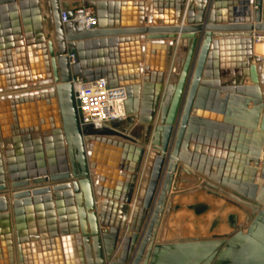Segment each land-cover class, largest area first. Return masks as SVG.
I'll use <instances>...</instances> for the list:
<instances>
[{"label": "water", "instance_id": "water-1", "mask_svg": "<svg viewBox=\"0 0 264 264\" xmlns=\"http://www.w3.org/2000/svg\"><path fill=\"white\" fill-rule=\"evenodd\" d=\"M44 1L54 40L46 46L41 34L39 44L50 59L51 84L55 86L51 97L59 100V111H54L57 125L53 127L57 146L44 148L36 142L39 144L23 147L21 137L35 130H23L17 120L16 126L9 121L10 108L16 119L17 106L49 101L47 92L0 100V133L4 138V147L0 145V221L4 228L0 264L17 263L14 237L9 234L11 213L17 224L24 206L45 201L52 207L54 199L58 206L64 198L73 209L71 229L79 246L84 242L88 247L92 241L94 258L89 256L88 264H150L160 249L184 254L199 248L206 250L208 264H264V79L263 88L260 80V75L264 77V59L260 69L252 64L254 55L264 58V43L254 40L255 33L264 37V0H152L149 19L148 0ZM187 3V25L182 27ZM82 5L95 9L96 29L79 31L73 23H63L62 13L71 21ZM39 7V0H0V15L10 13L16 22L19 46V14L28 33L30 8ZM167 40L174 42L166 44ZM12 47L0 40V64L6 62ZM225 47L243 48L238 80L230 84L220 82L219 62ZM72 55L76 63L71 66ZM73 77L87 82L105 79L112 88L125 87L127 119L99 130L82 128ZM246 79H250V86L244 84ZM28 84L32 83L13 81L8 67H0V90ZM222 131L239 135L238 145L231 152L250 158L237 157L240 161H235L234 169L228 163H218L221 167L210 177L211 182L191 191L225 200L238 207L244 219L233 222L229 233L188 238L152 249L161 216L177 210L171 204L166 206L175 177L193 175L188 169L190 143L208 142ZM246 133L252 137L249 149L239 145L245 143L240 136ZM14 158L62 160L58 168L52 161L48 167L41 161L18 166ZM231 173L242 177L229 183ZM196 180L203 183L202 178ZM227 187L233 194L225 192ZM99 199L103 202L97 206ZM116 213L121 219L114 223ZM121 231L126 232L122 237ZM15 239L20 250L18 261L23 264V234L18 233ZM184 256L190 264L199 260Z\"/></svg>", "mask_w": 264, "mask_h": 264}, {"label": "crops", "instance_id": "crops-1", "mask_svg": "<svg viewBox=\"0 0 264 264\" xmlns=\"http://www.w3.org/2000/svg\"><path fill=\"white\" fill-rule=\"evenodd\" d=\"M255 1V0H253ZM40 7L38 9L36 8H30V14L28 16V33L25 31L23 20L21 14H19V27L22 30V40L21 45H18V42L15 38V24L16 22L11 17V14H3L0 15V35H2V38H0L1 42L3 40L4 44L6 45H12L11 54L6 57V62L3 61L1 66H7L10 75L13 81L17 82H27L32 84H38L45 86L44 89L34 90V91H28L26 94L23 93L19 96H30V95H41L47 92L50 96L49 101H37L34 102H27L26 104H20L17 106V117L15 119V113L10 108L11 112L9 113V121L13 123V125L16 126L15 121H18V124L23 128V130H29L34 129L35 131L31 134H27L25 136L21 137V145L23 147L26 146H35L40 142V145H42L44 148L47 146H57L56 138L54 136V131L56 130L53 128L55 125H57V120L55 116V108L57 111H59V100L57 96L55 98L51 97V89L49 87H46L48 84H51L52 82V69L50 64V59L47 58L44 52V48L42 45L39 44V39L41 34L46 38V46L49 40H54V34H53V28H52V22L50 19V14L48 10V6L44 0H39ZM151 5L152 0H148L146 2V13L147 18L149 19L151 16ZM189 6V3L186 4V11L184 12V16H182V21L180 26L185 27L187 25V8ZM254 10H256L254 8ZM147 26H151L149 23H147ZM255 42L257 38V34L255 33ZM215 40H218L216 35L214 37ZM174 41H166V44H171ZM147 41H143V45H146ZM176 45L174 46V48ZM47 49V48H46ZM243 55V48L238 47H225L222 49L221 52V61L220 65L222 66V70L219 72L222 76H220V82L224 83H232L237 78V73L231 72L229 69L235 67H239V61L242 58ZM257 56L254 55V59H256ZM4 60V58H1ZM263 62V61H262ZM262 62L260 64H262ZM258 64V65H260ZM227 70V71H226ZM264 77L260 75V80L262 81ZM215 81V80H214ZM244 84L246 86L251 85L250 79H246ZM262 86V85H261ZM43 88V87H42ZM38 93V94H37ZM56 95V94H55ZM18 96V95H17ZM224 96V95H223ZM222 96V97H223ZM41 105V106H40ZM252 105L249 107V110H251ZM43 117V119H42ZM50 124V128L49 127ZM56 127V126H55ZM239 135L237 134H228L226 132H220L218 136H213L209 139L208 142L205 143H198V142H191L190 148L187 151V157L190 160L191 166L188 168L193 172L196 177L193 176V180L196 181L197 177L202 178L203 180H208L210 177L214 176V172L219 170L218 163H228L229 161V155H231V150L234 149L233 147L238 145L239 141ZM240 138H245L242 141L246 142L243 145L249 148V136L248 135H242ZM36 139V140H35ZM4 138L2 137V134L0 133V145L1 147H4L3 144ZM12 145L16 146V143H12ZM200 147L202 150L198 151L197 148ZM249 157V156H247ZM198 158V159H197ZM234 158H237L235 156ZM16 161V164L18 166L25 165L29 166L32 165H38L41 162H44V164L48 167L49 163L52 161L57 165V167H60V161L62 158H14ZM4 162L6 165V158H4ZM128 164V163H127ZM129 164L131 165L132 162L130 161ZM262 166V164H260ZM253 166V165H252ZM260 166V167H261ZM225 168V167H224ZM223 168V169H224ZM197 170H200L202 174H199ZM226 171V170H224ZM92 174H94L93 171H91ZM203 173L205 175H203ZM183 177H189L186 174L182 175ZM211 182V181H208ZM188 186L190 188L191 184L183 185ZM174 187V186H173ZM138 189V187H137ZM134 195V200L136 198L137 190ZM187 190V189H185ZM229 193L233 194V192L228 191ZM120 194L123 196L125 194V188L123 191L120 192ZM201 195H207L206 193H203ZM11 197V196H10ZM170 197V195H168ZM134 200L131 204V208H134ZM62 203H60L57 206V203L55 202L52 205V207H49L45 201L43 203L37 205L35 203H32L30 207L24 206L22 209V213L19 216V222L16 224V219L12 214L11 220H10V227H9V234H12L14 237V256L17 261L16 264H19V248L17 246V242L15 239V236H17L18 233L23 234L22 239V247H21V253H22V259L23 264H81L82 261L85 262V264H88V257L90 256V260L94 258V252L92 249V241L88 244V247H85L84 242L82 243V246H79V242L77 240L76 235L72 233L71 224L73 220V214L71 206L68 205V202L66 199L61 200ZM103 202V199H99V202L96 203L97 206H100ZM184 202V203H182ZM179 202L174 200V208H176V212L173 214H177V216L181 215H187L190 213H193L194 218L202 219L204 221L206 218L205 216L210 212L211 210V202L200 199L198 201H193L191 204H185L186 200ZM12 200L10 198V204L12 205ZM166 204L168 202L166 201ZM84 205V204H83ZM236 209V208H235ZM76 210V209H75ZM133 210V209H132ZM237 210V209H236ZM205 211V213H203ZM131 214L128 217V221L126 223V227H128ZM121 219L120 213H116L114 223L119 222ZM211 222V227L218 228L221 224L220 219L218 217L213 216L209 219ZM229 224L228 226H231L234 223H237L239 220V217L236 214H232L230 216ZM160 225L156 230V235L153 240L152 249L159 245L161 248L164 244L168 243H178L182 240L181 238H176L174 240H169L165 238L166 235V229L162 232L160 226L161 221L159 222ZM17 229H19V232L17 233ZM86 231H90V225L88 222H86ZM217 230V229H216ZM215 230V231H216ZM211 231V233L205 237L202 238H208L211 235L217 234L216 232ZM4 233L3 224L0 221V234ZM126 232L121 231V237L125 235ZM130 235V233H128ZM1 237V236H0ZM199 237V236H195ZM173 241V242H172ZM178 241V242H177ZM88 248V249H87ZM172 252L168 251V257L171 255L174 256V264H177L179 262L180 264H190L191 262L187 259V256L184 255H190L194 258H198V262L196 264H205L207 261V255L206 250L199 248L194 250H185L184 252L187 253H180L178 250L172 249ZM166 252V251H165ZM182 252V251H181ZM90 254V255H89ZM121 254V251L118 252V255ZM158 254V253H157ZM205 257V258H204ZM186 258V259H185ZM180 259H185L181 261ZM203 261H205L203 263ZM195 262V261H194ZM158 263V261H157ZM156 264V261L154 259V263Z\"/></svg>", "mask_w": 264, "mask_h": 264}, {"label": "bare ground", "instance_id": "bare-ground-1", "mask_svg": "<svg viewBox=\"0 0 264 264\" xmlns=\"http://www.w3.org/2000/svg\"><path fill=\"white\" fill-rule=\"evenodd\" d=\"M254 40H255V36H254ZM255 43H264V37L258 35ZM263 59H264L263 57L257 56L256 59L253 60L252 64L257 66L258 69H260V67H261L260 63L262 62ZM239 61H237V63H239ZM258 64H260V65H258ZM219 66H220V69L222 70V68H221L222 66L220 65V62H219ZM229 70L231 72H233V74H234L235 72L236 73L238 72L237 70H239V67L238 68L233 67ZM261 85H262V81H261ZM44 87L45 86L38 85V84H28L25 86L26 89L24 88V90H20V91H16L17 90L16 88L0 90V100L8 99V98L12 97L13 95L19 96L23 93L26 94L28 91H34L35 89L40 91L41 89H44ZM46 87H49V89L54 90L55 86L52 84H48ZM262 88H263V86H262ZM246 135H248V134L246 133ZM251 140H252V137L250 138V142H249V145L251 144L250 147L253 146V143ZM239 145L249 149V147H247L246 144H245V146L243 144H239ZM231 154L233 155V158H229L228 166L231 167L232 169H234L232 165L236 164L235 161H238V160L240 161L241 156H242V158H246L247 156H249L247 154L244 155V153L238 154L237 151H235V150H233L231 152ZM235 156L240 157V158L239 159L234 158ZM260 166H259V168L261 169L262 166L261 167ZM218 167L220 169V167H221L220 164H218ZM251 167H254V164H251ZM224 170H226V167L224 169L222 168L223 172H225ZM197 172L199 174H202V172L200 170H197ZM203 175H205V174L203 173ZM193 176L195 177L196 175L193 174L192 176H189V177H183L182 176L183 179H177L175 177L174 182H173L174 187H172V190L168 194V195H170V197H167L168 204H166V206L168 207L170 204H171V206H174L173 205L174 200L179 201V202L186 200L185 204L187 205V204H191L193 201L205 199V200L211 202V210L205 216L206 219L204 221H202V219H197V218L195 220L193 213H190L187 215H181L180 214L179 216H177V214H170L169 216H165L163 214L160 218V221L162 223L160 228H161L162 232L165 231V229H166L167 232H166L165 238H167L168 241L174 240L176 238H178V239L179 238H181V239L194 238L195 236H199L198 238H202L203 236L207 237L211 233V231L214 232L216 229L217 230L215 232L217 234L229 233L230 232V226H228V224H229L228 219L230 218V216L232 214H236L239 217V219L241 218L242 220L245 217V214L238 207L229 205L223 199L214 200L209 195H200L198 193L193 194L191 190L194 189V187L204 186L205 185L204 182H206L208 184V181H210V178L208 180H203V183H204L203 184V183L198 182V180H196V181L193 180ZM247 176L250 177L251 175L247 174ZM241 177L242 176L240 173H234V174L231 173V176L229 178V183H230V181H236L237 179H241ZM187 184H189V185L191 184L190 188H188V186L182 187L183 185H187ZM185 189H189V190H185ZM228 191H231V189H229L227 187L225 189V192L227 194H229ZM182 203H184V202H182ZM213 216L218 217L220 219L221 224L218 228H214V227L212 228L211 227L212 221H210L209 219L212 218ZM159 225H160V223H158V225L155 229V232H156L157 228L159 227ZM168 251L172 252L173 250H161L160 249L157 252L158 254L156 253V257H155L156 264H174L175 263L173 255H171L170 257L167 256L169 254ZM157 261H158V263H157ZM179 262H177V264H180ZM204 262L205 261H203V263ZM150 264H152V263H150ZM205 264H208V261H206Z\"/></svg>", "mask_w": 264, "mask_h": 264}, {"label": "built area", "instance_id": "built-area-1", "mask_svg": "<svg viewBox=\"0 0 264 264\" xmlns=\"http://www.w3.org/2000/svg\"><path fill=\"white\" fill-rule=\"evenodd\" d=\"M62 21L64 24L73 23L79 31H91L98 27L95 9L85 5L74 11L71 21H68L66 14L62 13ZM69 62L71 66L74 65L75 56H69ZM71 84L82 128L92 127L99 130L106 124L127 119L128 92L125 87L112 88L105 79L87 82L82 77H73ZM24 88L25 86H21L16 88V91Z\"/></svg>", "mask_w": 264, "mask_h": 264}]
</instances>
